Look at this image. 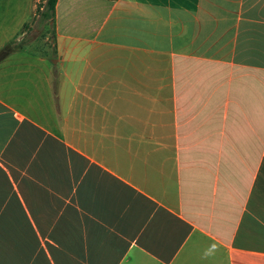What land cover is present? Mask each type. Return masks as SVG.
I'll return each mask as SVG.
<instances>
[{
  "label": "crops",
  "instance_id": "0c3cea01",
  "mask_svg": "<svg viewBox=\"0 0 264 264\" xmlns=\"http://www.w3.org/2000/svg\"><path fill=\"white\" fill-rule=\"evenodd\" d=\"M8 1L0 264H264V0Z\"/></svg>",
  "mask_w": 264,
  "mask_h": 264
},
{
  "label": "rangeland",
  "instance_id": "374dc122",
  "mask_svg": "<svg viewBox=\"0 0 264 264\" xmlns=\"http://www.w3.org/2000/svg\"><path fill=\"white\" fill-rule=\"evenodd\" d=\"M44 0H32L33 9L32 15L26 22V26L22 28L20 34L16 39V46L19 44H29L32 49L47 50L50 51V37L52 24L50 19H43L39 15V9L42 8ZM5 3V2H4ZM9 8L12 7V11L4 13L8 15L9 21L11 16L25 15L27 17V11L29 10L30 0H10L7 2ZM14 5V7H13ZM29 15V14H28ZM11 25V22L9 26ZM6 33L10 34V31L6 30ZM8 34V35H9ZM2 34L0 33V36Z\"/></svg>",
  "mask_w": 264,
  "mask_h": 264
},
{
  "label": "trees",
  "instance_id": "16d2710c",
  "mask_svg": "<svg viewBox=\"0 0 264 264\" xmlns=\"http://www.w3.org/2000/svg\"><path fill=\"white\" fill-rule=\"evenodd\" d=\"M55 1L56 0H44L42 8L39 9V15L43 19H52ZM25 26L26 24L23 25V27ZM22 44H19V45H22Z\"/></svg>",
  "mask_w": 264,
  "mask_h": 264
}]
</instances>
